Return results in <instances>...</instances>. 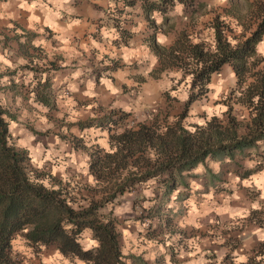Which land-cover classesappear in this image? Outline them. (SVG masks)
<instances>
[{
	"label": "rangeland",
	"instance_id": "obj_1",
	"mask_svg": "<svg viewBox=\"0 0 264 264\" xmlns=\"http://www.w3.org/2000/svg\"><path fill=\"white\" fill-rule=\"evenodd\" d=\"M129 1L132 2V0H115L116 11L122 9L125 12L126 8L123 7L126 6L136 9L134 6L138 2L142 3L141 0H135V4L130 5ZM153 1L156 0H149V2ZM262 3L264 4V0L176 1L166 12L157 9L147 11L142 5L145 14L146 39L152 50L153 42L168 47L184 34L192 42L205 41L208 46H213L214 23L218 19L219 22L224 23L230 39L236 41L232 36L238 37L251 26L255 27L256 13ZM178 4L183 6L180 12L176 11ZM122 22L124 20L118 25L121 26ZM122 35L126 41L128 37L126 32L123 31ZM160 35L166 37L164 44L158 41ZM259 53L264 55L262 52ZM0 70L5 72L1 65ZM169 71L177 80L175 84L177 94L181 89L184 90H181V94L184 92L187 94V91L189 95L198 94L199 88H192L191 79H189V77L192 78L191 73H186L184 68L176 65H173ZM161 72L160 75L165 73ZM233 74L230 64H225L219 72L213 74L208 88L200 93L188 108H186L187 101L184 105H180L176 98L168 96L166 99H160L158 104L153 103L150 110L142 116L120 108L100 110L101 115L84 121H65L66 116H63L61 118L63 122L58 123L52 132L49 128L43 127V121L41 122L39 118L23 120L22 123L28 124L38 134V138L46 141L47 145L53 139L52 134H57L63 141L66 140L67 148L76 149L78 151L76 153L87 160V164L84 160L78 161L79 164L76 165L78 171L67 170L60 174L55 172L57 169L55 164H58L55 158L44 162L43 165L34 163L30 158V175L32 177L38 175L47 186L63 187L64 190L69 191L72 198L70 204L73 206L88 205L92 197L100 198L97 191L106 185V183H99L90 173V161L93 158L91 155H96L98 150L114 151L116 148L111 136L117 135L125 128L136 127L140 122L152 119L165 126L178 119L181 113H186L183 123L191 130L195 128V125L205 124L214 115L220 119H226L224 113L228 109L227 104L232 101H230L231 97L236 100V97L240 95L235 90L236 79ZM7 89L8 87L4 86L0 97ZM50 89V104L46 105L39 101V107L47 108L48 113L55 115L65 114L64 109L61 108L62 104L59 106L54 102L56 93L52 84ZM34 91L36 94L38 91L45 93L38 84L34 86ZM168 101L172 102L168 103ZM2 103L13 115L18 114L12 109V105L5 104L3 101ZM233 104L239 120L243 123L249 122L250 109L239 103ZM33 107L39 110L38 105L31 103L30 108ZM173 112H176V115L171 121L173 118L168 119V116ZM107 117L112 120L110 121ZM100 118H107L103 125L96 124L98 122L96 120ZM91 120L96 122L93 125L80 127V122L87 123ZM199 121H203V124ZM13 125L12 121L11 131ZM84 128L108 131L109 145L104 146L96 141L100 137L99 131L80 136L82 134L78 133V129ZM12 134L17 145L18 139L14 133ZM95 135L98 136L96 140H94ZM81 165L84 167L79 168ZM196 168L184 172L186 183L179 184L170 195H164L166 191L164 184L152 178L129 186L125 192L118 193L106 204L103 211L105 213L111 211L117 221L121 250L126 264H243L234 262L233 258L236 254L240 255L237 258L246 257L248 259L246 264H264V241L260 240L259 235L256 234L257 230L261 231L259 225H262L264 230V204L258 200L259 191H256L258 186L255 183L264 181V138L254 147L245 148L243 151L236 149L233 157L228 154L221 157L210 156ZM126 175L128 173L124 172L121 179ZM239 192H247L251 198L256 199L257 207L254 208L247 201H241ZM236 213L240 215H235ZM254 227L256 231L253 230ZM78 238L85 250L95 248V246L87 247L89 241H97L91 228L87 227ZM46 249L51 252L56 250L54 245ZM66 257L71 260V264H94L77 256ZM22 259L24 264L26 258Z\"/></svg>",
	"mask_w": 264,
	"mask_h": 264
},
{
	"label": "trees",
	"instance_id": "obj_2",
	"mask_svg": "<svg viewBox=\"0 0 264 264\" xmlns=\"http://www.w3.org/2000/svg\"><path fill=\"white\" fill-rule=\"evenodd\" d=\"M141 1L147 11L166 12L176 1L189 0ZM128 4H135V0ZM256 14L255 27L238 37L232 36L234 44L218 19L214 23L213 46L205 41L192 42L186 34L168 47L153 42L152 48L160 57V70H169L173 65L184 68L191 73L192 88H199L198 94L189 95L186 108L208 88L213 74L225 64L233 68L235 90L240 95L236 100L231 97L224 113L226 119L214 115L193 130L184 125L186 113H181L165 126L152 119L111 136L114 151L98 150L91 155L90 173L106 185L97 191L100 198L92 197L88 205L73 206L69 191L47 186L38 175H30L29 151L15 144L10 129L16 116L0 97V264H23L19 254L13 252L12 241L18 235L36 249L54 245L65 256H77L94 264H126L117 221L111 211H103L109 201L129 186L152 178L164 184V195H170L179 184L186 183L184 172L196 168L206 158L225 154L233 157L236 149L256 146L264 138V55L257 49L264 39L263 3ZM6 74L0 70V93ZM38 85L45 93L38 91L36 100L49 105L51 83L46 80ZM233 103L250 109L249 122L239 120ZM107 118L96 120V124L103 125ZM96 121L79 124L84 127ZM124 172L128 175L121 179ZM87 227L93 230L99 247L85 250L79 242V235Z\"/></svg>",
	"mask_w": 264,
	"mask_h": 264
},
{
	"label": "crops",
	"instance_id": "obj_3",
	"mask_svg": "<svg viewBox=\"0 0 264 264\" xmlns=\"http://www.w3.org/2000/svg\"><path fill=\"white\" fill-rule=\"evenodd\" d=\"M20 2L0 0V5H8L7 8L0 7V14L3 15L0 19V55L9 61V64L0 62L7 73L1 84L8 87L1 94V99L18 113L12 130L18 139L17 145L28 149L30 157L33 159L35 155L42 165L55 158L58 160L55 172L63 174L67 170L78 171V161L84 160L87 164V160L80 157L76 149L67 148L66 140L63 141L57 134H52L53 139L50 138L52 140L47 145L28 124L22 123L23 120L39 118L43 127L52 132L58 123L63 122V116H66L65 121H84L101 115L99 111L108 108H120L142 116L162 98L171 96L180 105L187 101L188 91L181 94V89L177 94L175 76L169 70L161 72L159 55L146 39L143 3L138 2L134 6L136 9L123 7L126 8L124 12L122 9L116 11L115 0H70L63 6L53 0H41L40 5L30 12L19 7ZM27 2L32 4L33 0ZM32 15L39 20L30 21ZM73 20L80 23L69 28ZM123 20L121 26L118 25ZM123 31L128 35L126 41L122 38ZM105 32L108 36L104 35ZM262 46L264 39L257 46L258 51L264 54ZM160 72L165 73L160 75ZM46 79L56 93L54 102L59 106L62 104L65 114L55 115L48 113L47 108L39 107L34 86ZM103 80L109 81L117 91L113 93L102 83ZM89 82L94 85L92 92L95 95H85L89 91ZM31 103L38 105L39 110L30 108ZM173 113L168 116V119L173 118L171 121L176 115V112ZM87 129H78V133L82 134L80 136L99 131L100 137L95 135L94 140L98 137L96 141L101 145H109L108 131ZM21 141H24L23 145ZM82 167L84 165L79 168ZM255 183L258 186L256 191H259L258 200L264 204V181ZM239 195L240 200L247 201L249 205L257 202L247 192H239ZM258 227L260 232H264L262 225ZM253 230L256 231V227ZM12 245L14 253L26 258L24 264L72 263L59 249L52 252L46 251L44 246L36 249L20 235L13 239ZM237 256L240 255L236 254L233 258L235 263H248V259L240 260Z\"/></svg>",
	"mask_w": 264,
	"mask_h": 264
},
{
	"label": "clouds",
	"instance_id": "obj_4",
	"mask_svg": "<svg viewBox=\"0 0 264 264\" xmlns=\"http://www.w3.org/2000/svg\"><path fill=\"white\" fill-rule=\"evenodd\" d=\"M40 2L41 0H33V3L32 4H28L27 0H21L20 4H19V7L21 8H25L27 9L28 11H33L36 7H38L40 5ZM53 2L57 3L59 6H63L65 4H68L70 2V0H53ZM0 7L2 8H7L8 5L5 4V5H0ZM46 7V6H45ZM182 5H177V9L176 11L177 12H180L181 9H182ZM56 15L58 16L59 13H56ZM3 18V15L0 14V19ZM39 20V17L35 16V15H32L30 17V21H38ZM80 22L77 21V20H73L71 21V23H69L68 27L71 28L74 24H79ZM31 26V25H30ZM105 36H108V33L105 32L104 33ZM158 41L159 43L161 44H164L166 42V37H164L163 35H160L158 36ZM65 44H67V40H64L63 41ZM235 43V41H233V44ZM261 51H264V46L261 47ZM0 62H3L4 64H9V61L7 59H5L4 56L0 55ZM153 63H155V59L153 60ZM76 75L78 76L79 73H76ZM189 79H191V77H189ZM102 83H104L105 85L108 86V88L113 92L115 93L117 91V89L113 88L111 83L107 80H103ZM94 87V85L89 82L88 84V89L89 91L85 93V95H88V96H92V95H95L94 92H92V88ZM73 90H75V87H73ZM173 95H176L175 93ZM199 123L203 124V121H199ZM13 127H15V125H13ZM31 139H34V137H32ZM22 145L24 144V141H21L20 142ZM33 162L34 163H37L38 165L42 164V161H38L36 156L34 155L33 156ZM146 195H150V193H146ZM253 207H257V205H253ZM235 215H240V213H236ZM257 234L259 235V239L264 241V232H260L259 230H257ZM99 247V244L97 241H89L88 242V245L87 247ZM246 259L245 257H240V260H244Z\"/></svg>",
	"mask_w": 264,
	"mask_h": 264
}]
</instances>
